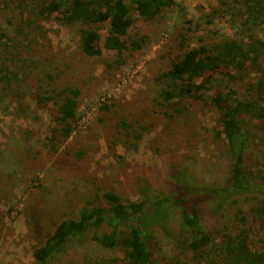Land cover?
<instances>
[{
	"label": "trees",
	"instance_id": "trees-1",
	"mask_svg": "<svg viewBox=\"0 0 264 264\" xmlns=\"http://www.w3.org/2000/svg\"><path fill=\"white\" fill-rule=\"evenodd\" d=\"M8 1L0 3L8 8ZM15 1H19L21 21L29 15L38 27L40 21L54 19L76 29L83 56L100 58L109 51L122 64L125 53L141 51L149 40L148 35L133 33L134 26L140 21L161 23L178 6L177 0ZM210 10L208 23L230 21L238 36L211 41L198 36L197 43H191L194 19L185 18L188 27L170 32L174 45H165L167 55L162 56L168 60V69L154 79L158 91L143 114L152 111L168 126V121L175 122L196 104L209 109L216 117L215 140L227 161L226 181L218 187L196 189L180 176L177 196L151 199L143 193L141 201L124 202L113 190L97 193L94 204L82 209L77 218L56 224L44 236L42 246L33 251L37 263L46 264L63 253L72 238L108 225L110 232L96 231L92 239L106 249L119 248L122 256L113 258L112 264H264V0H218ZM29 27L24 34L30 37L26 47L0 32V101L9 95L24 99L27 94L16 92L15 85L37 78L31 97L52 116L48 142L50 150L58 152L79 127L82 91L74 85H59L60 74L45 71L43 78L36 75L39 59L22 58L21 52L32 50L31 44L37 42L34 34L40 28ZM22 33L18 28L17 34ZM111 102L108 99L100 112H109ZM143 114L133 122L117 116L118 133L134 152L150 130ZM234 196L255 201L250 214L243 209L232 214L224 211L223 204ZM203 200H212L215 206L207 205L206 214L218 220L211 228L204 225L198 210ZM179 204L183 226L176 239L172 236L176 252L169 254L152 227L167 229L174 217L169 211Z\"/></svg>",
	"mask_w": 264,
	"mask_h": 264
},
{
	"label": "rangeland",
	"instance_id": "rangeland-1",
	"mask_svg": "<svg viewBox=\"0 0 264 264\" xmlns=\"http://www.w3.org/2000/svg\"><path fill=\"white\" fill-rule=\"evenodd\" d=\"M8 2V8L0 3V32L26 47L29 24L32 29L39 27L32 50H19L22 58L39 59L40 69L34 70L39 78L45 71L60 74L59 85H74L82 95L79 127L58 152H52L48 142L52 116L31 97L37 78L15 85L16 92L27 94L24 99L9 95L0 101V264H39L33 251L42 246L44 236L56 224L77 218L82 209L94 204L97 193L113 190L124 202L141 201L144 194L151 199L177 196L180 176L196 189L218 187L226 181L227 161L215 140L216 117L209 109L196 104L175 122L168 121V126L152 111L143 114L158 91L154 79L168 69V60L162 56L167 55L165 45H174L170 32L188 27L185 18L194 19L191 43H197L198 36L210 41L238 36L230 21L207 22L210 7L218 0H177L178 6L161 23L138 22L132 32L148 35L149 40L141 51L125 53V64L109 51L100 58L83 56L75 28L54 19L40 21L37 27L26 14L21 21L19 1ZM18 28L22 34H17ZM45 88L50 89L47 82ZM108 99L111 110L100 112ZM141 114L150 130L134 152L124 144L116 122L122 116L133 122ZM245 199L232 197L223 204L224 211L232 214L243 209L250 214L255 201ZM209 204L215 207L212 200L200 201L198 210L204 225L211 228L218 220L206 214ZM181 206L170 209L174 217L167 229L152 227L169 254L176 252L174 238L183 226ZM96 231L102 234L111 228L104 225ZM96 231L72 238L63 253L46 264H112L122 254L119 248L106 249L94 241Z\"/></svg>",
	"mask_w": 264,
	"mask_h": 264
},
{
	"label": "built area",
	"instance_id": "built-area-1",
	"mask_svg": "<svg viewBox=\"0 0 264 264\" xmlns=\"http://www.w3.org/2000/svg\"><path fill=\"white\" fill-rule=\"evenodd\" d=\"M102 100H105V98H103Z\"/></svg>",
	"mask_w": 264,
	"mask_h": 264
}]
</instances>
